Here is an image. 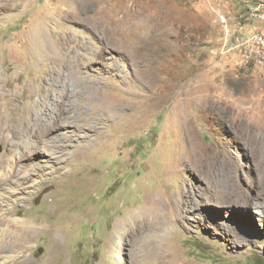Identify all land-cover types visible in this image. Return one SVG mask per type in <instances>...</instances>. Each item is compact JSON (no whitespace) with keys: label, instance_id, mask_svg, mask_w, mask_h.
<instances>
[{"label":"rangeland","instance_id":"374dc122","mask_svg":"<svg viewBox=\"0 0 264 264\" xmlns=\"http://www.w3.org/2000/svg\"><path fill=\"white\" fill-rule=\"evenodd\" d=\"M256 32L264 0H0L14 105L68 59L133 102L102 144L70 133L68 160L32 154L4 182L0 264H264V215L238 198L264 191Z\"/></svg>","mask_w":264,"mask_h":264},{"label":"bare ground","instance_id":"6f19581e","mask_svg":"<svg viewBox=\"0 0 264 264\" xmlns=\"http://www.w3.org/2000/svg\"><path fill=\"white\" fill-rule=\"evenodd\" d=\"M124 41L122 39L121 43ZM99 59L95 57L94 61L98 62ZM84 67L68 59L56 70H44L41 81L39 80L40 86L30 87L27 83L29 95L20 106L11 102L12 95L4 90L5 84L1 81L0 73V135L7 139L14 151L11 157L2 162L1 171L6 173V178L0 179L2 190H6V180H11L13 175H21V168L27 163L25 160L30 159L32 154L49 155L52 160H68L69 143L66 135L74 133L79 142L89 148L102 144L103 139L108 136L105 132L107 125H120L123 122L126 117L124 113L133 102L127 101V98L121 97L106 85L100 86L95 80H86L83 76ZM84 99L92 105L91 108L83 103ZM6 106L9 109L5 110L7 114L3 108ZM13 184V188H20L14 181ZM238 198L244 199L246 205L264 215L263 190L247 196L240 195ZM234 201H237V197Z\"/></svg>","mask_w":264,"mask_h":264},{"label":"built area","instance_id":"2783aa9c","mask_svg":"<svg viewBox=\"0 0 264 264\" xmlns=\"http://www.w3.org/2000/svg\"><path fill=\"white\" fill-rule=\"evenodd\" d=\"M245 56L258 64L264 65V33L250 34L245 41Z\"/></svg>","mask_w":264,"mask_h":264},{"label":"water","instance_id":"95a60500","mask_svg":"<svg viewBox=\"0 0 264 264\" xmlns=\"http://www.w3.org/2000/svg\"><path fill=\"white\" fill-rule=\"evenodd\" d=\"M2 151V146L0 145V152Z\"/></svg>","mask_w":264,"mask_h":264}]
</instances>
